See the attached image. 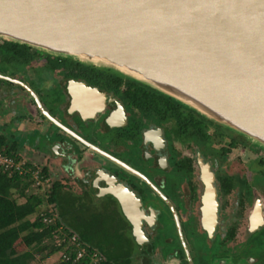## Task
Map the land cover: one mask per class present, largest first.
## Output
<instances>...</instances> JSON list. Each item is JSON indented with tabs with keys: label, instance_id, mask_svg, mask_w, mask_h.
I'll use <instances>...</instances> for the list:
<instances>
[{
	"label": "flooded vegetation",
	"instance_id": "flooded-vegetation-1",
	"mask_svg": "<svg viewBox=\"0 0 264 264\" xmlns=\"http://www.w3.org/2000/svg\"><path fill=\"white\" fill-rule=\"evenodd\" d=\"M0 74V137L57 185L73 231L94 229L76 235L117 248V264H264L262 145L112 69L3 38Z\"/></svg>",
	"mask_w": 264,
	"mask_h": 264
},
{
	"label": "water",
	"instance_id": "water-1",
	"mask_svg": "<svg viewBox=\"0 0 264 264\" xmlns=\"http://www.w3.org/2000/svg\"><path fill=\"white\" fill-rule=\"evenodd\" d=\"M0 38L112 69L264 147V0H0Z\"/></svg>",
	"mask_w": 264,
	"mask_h": 264
},
{
	"label": "trees",
	"instance_id": "trees-1",
	"mask_svg": "<svg viewBox=\"0 0 264 264\" xmlns=\"http://www.w3.org/2000/svg\"><path fill=\"white\" fill-rule=\"evenodd\" d=\"M0 147L17 158H22L15 151L5 146L0 137ZM30 181L18 176L9 177L0 174V264H34L37 260H45L58 253L60 247L53 243L44 244L45 238L52 235L57 225L64 224L76 234L70 226L63 221L64 212L56 207V187L48 190V198L40 195L38 190H27ZM15 194L17 196H15ZM22 199L23 201H18ZM54 205L57 214L56 224L43 223L40 213L47 212L48 205ZM33 217V218H32ZM79 236V234L77 233ZM79 239L90 249L98 251L109 264H117L105 255L102 248H97L83 237ZM55 264H70L57 262Z\"/></svg>",
	"mask_w": 264,
	"mask_h": 264
},
{
	"label": "built area",
	"instance_id": "built-area-1",
	"mask_svg": "<svg viewBox=\"0 0 264 264\" xmlns=\"http://www.w3.org/2000/svg\"><path fill=\"white\" fill-rule=\"evenodd\" d=\"M9 177L18 176L29 180L30 186L27 190H47L50 188V180L43 173L42 169L23 158H17L0 147V174ZM43 223L50 225L56 224L57 214L54 207H50L47 212L40 213ZM44 244L53 243L60 247L59 261L69 262L70 264H109L106 259L96 250L86 246L79 237L68 229L64 224L57 225L52 235L45 238Z\"/></svg>",
	"mask_w": 264,
	"mask_h": 264
},
{
	"label": "rangeland",
	"instance_id": "rangeland-1",
	"mask_svg": "<svg viewBox=\"0 0 264 264\" xmlns=\"http://www.w3.org/2000/svg\"><path fill=\"white\" fill-rule=\"evenodd\" d=\"M7 69H9V67H6V68L4 67V68H3V70H7ZM45 76H46V75H45ZM44 189H46V188H44ZM44 189L38 190L37 193H39L40 195H44L48 190H50V188H48L47 190H44ZM33 191H35V190H33ZM15 196H17V195L15 194ZM46 198H48V194H47V195L45 194V201H46ZM18 201H23V200H22V199H18ZM50 207H52L51 204L48 205V209H49ZM53 207H55V206L53 205ZM32 218H33V217H32ZM67 220H68V216L66 217V219H63V221H64L65 223H67L69 226L72 227V225H70L69 221H67ZM69 220H72V217H71V216L69 217ZM78 226H79V225H78ZM86 226H87V227H85V228H83V229H86V230H88V231H94V229H92V228L90 227V225H87V224H86ZM74 228H75V227H74ZM90 228H91V229H90ZM83 229L79 228V229L76 230L75 232H78V233L83 234V235L88 234L87 232H84ZM91 244L94 245V246L97 247V248H102V249H103V247H101L100 245H97V244L95 245V244H93V243H91ZM103 251H104L105 255L108 256L109 258H111L112 260H115V258L118 256L117 248H116L115 250L111 251V252H109L108 249H105V250L103 249ZM58 261H59V253H55L54 255L48 257V258L45 259V260H37V261H35L34 264H55V263H57Z\"/></svg>",
	"mask_w": 264,
	"mask_h": 264
}]
</instances>
